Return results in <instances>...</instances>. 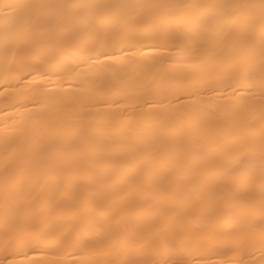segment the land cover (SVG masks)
<instances>
[{
	"label": "bare ground",
	"instance_id": "obj_1",
	"mask_svg": "<svg viewBox=\"0 0 264 264\" xmlns=\"http://www.w3.org/2000/svg\"><path fill=\"white\" fill-rule=\"evenodd\" d=\"M0 264H264V0H0Z\"/></svg>",
	"mask_w": 264,
	"mask_h": 264
}]
</instances>
